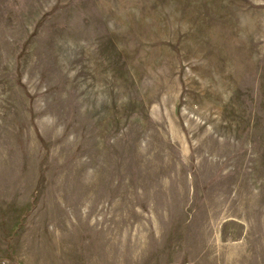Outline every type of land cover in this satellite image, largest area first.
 <instances>
[{"label": "rangeland", "instance_id": "1", "mask_svg": "<svg viewBox=\"0 0 264 264\" xmlns=\"http://www.w3.org/2000/svg\"><path fill=\"white\" fill-rule=\"evenodd\" d=\"M0 264H264V0H0Z\"/></svg>", "mask_w": 264, "mask_h": 264}]
</instances>
